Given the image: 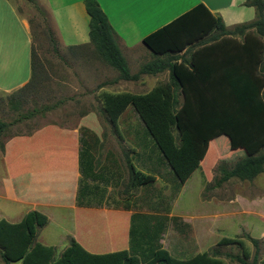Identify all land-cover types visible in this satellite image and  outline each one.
<instances>
[{
  "label": "trees",
  "instance_id": "16d2710c",
  "mask_svg": "<svg viewBox=\"0 0 264 264\" xmlns=\"http://www.w3.org/2000/svg\"><path fill=\"white\" fill-rule=\"evenodd\" d=\"M28 1L47 23L46 10L36 0ZM245 3L253 5L254 17L230 27L225 26L220 16L212 14L199 2L144 35L142 42L150 49L153 57L139 63L136 71L131 73L98 2L83 0L88 15L89 42L99 57L117 70L115 79L133 80L141 73L167 70L165 81L155 83L144 92H101V111L110 122L112 129L120 135L116 123L117 117L128 104L132 106L153 139L160 155L158 158L178 179L175 183L177 187L172 185V189L174 187L176 191L191 171L199 167V156L206 148L207 141L228 128L229 112L232 107L238 105L237 97L245 93L248 95L252 91L254 100L249 104H254L256 99L259 102L264 101V0H245ZM249 28H253L259 39L252 35L245 38V47H243L245 59H243L242 51L232 37H242L244 31ZM47 30L52 41V49L57 51L52 31L48 28ZM225 35L227 37L218 39V42L221 40L228 42L227 46L218 45V63L212 58L215 55L213 47L191 53L194 47L215 41ZM183 48V52L179 54L178 52ZM204 57L210 58L204 59ZM178 58L180 60L176 62ZM30 66L29 79L16 89L23 88L35 74L32 46ZM231 97H233L232 101L229 102ZM244 102L247 104L246 98ZM219 105L224 109L219 108ZM48 108L50 107L43 106L40 112ZM35 112L38 110L32 108L23 113L22 117L28 118ZM10 123L0 120V132ZM2 148L3 142L0 141V149ZM127 151L131 152L132 148L128 147ZM99 156L100 151L94 160V166L99 165ZM123 159L127 172L125 193H122L121 189H117V193L127 196L130 194L128 192L130 187L142 185L144 197L150 196L143 197L144 205L159 208L163 206L160 202L165 201L164 207L168 208L169 201L154 194L152 189L154 174L137 168L126 152ZM263 170L264 148L238 156L231 162L221 159L215 165L216 173L211 185L218 186L231 177L251 179ZM174 189L172 192L175 193ZM139 197L136 196L135 203L138 202ZM142 215L136 213L133 216L140 218ZM141 220L140 218L138 223H134L135 229L142 227ZM169 220L180 232L182 226L187 225L176 215H170ZM46 222V215L34 208L27 210L18 221L0 218V264L13 262L16 264H227L219 257L221 251L218 246L230 242L242 244L237 238L221 236L209 251L196 252L188 257H177L166 248L157 247L149 257L140 260L136 254L129 253L125 248L104 252L88 251L72 236H68L67 244L55 255L54 245L44 244L35 239L37 228ZM247 238L254 246L250 258L246 248H242L240 252L224 254L237 264H264V254L259 256L258 238L250 235H247Z\"/></svg>",
  "mask_w": 264,
  "mask_h": 264
},
{
  "label": "rangeland",
  "instance_id": "374dc122",
  "mask_svg": "<svg viewBox=\"0 0 264 264\" xmlns=\"http://www.w3.org/2000/svg\"><path fill=\"white\" fill-rule=\"evenodd\" d=\"M26 15L32 33L35 74L23 88L0 95V120L11 122L0 132V141L4 142L11 136L30 135L38 129L46 128V133H41L39 138L40 142L45 141L48 145L59 139V134L54 128L64 132L74 131L77 134L76 130L80 131V128L84 129L86 126L87 138L93 141L96 147L98 145L97 151H100L99 165L93 166L92 163L94 172H123L122 182L117 188L121 189L122 193H125L127 176L123 159L125 152L137 168L158 176L152 187L154 194L169 201L168 208L164 207L165 201L160 202L163 206L159 207V212L167 209V213L175 214L187 223L182 226L181 232L169 225L163 235V247L172 255L188 257L196 252L209 251L221 236H228L237 238L242 244L230 242L219 245V257L227 264H237L224 253L240 252L242 248H246L250 258L254 246L247 235L258 238L259 256L263 255L264 170L251 179L231 177L218 186H212L211 182L219 160L231 162L238 156L264 148V101L259 102L256 99L254 104H249L254 100L252 91L249 96L245 93L237 97L240 106L236 105L234 109L230 105L232 108L229 110L228 128L207 141L206 148L199 156V167L190 173L176 191V179L166 173L171 171L158 158L160 155L153 139L132 106L128 104L117 117L120 135L112 129L101 111V92L136 93L147 89L153 79L149 75H139V80L115 79L117 70L99 57L91 43L63 45L48 15L46 23L32 4ZM46 27L52 31L57 51L52 49V41ZM137 67L132 63L128 64L131 71H135ZM166 79L167 71L163 70L158 74L156 82ZM232 98L228 101L231 102ZM245 98L248 105L244 102ZM43 106L50 108L40 112ZM32 108H36L38 112L28 118L22 117L23 113ZM219 108L224 109L220 105ZM128 147L132 148L131 152L127 151ZM104 153L107 155L102 165ZM47 164L48 170H52L54 162H46ZM172 185L175 193L172 192ZM117 189L110 187L109 191L112 196L117 194L120 198L115 208L125 212V216L131 209L145 206L142 203L144 195L141 188L130 187V194L127 196L118 194ZM137 194L140 197L138 202L134 203ZM147 197L150 196L144 198ZM43 209L48 215V221L37 228L35 239L57 244L56 248L59 250L67 242L62 238L64 229L69 225L71 227V224H68V219L56 215L63 208L50 204L44 205Z\"/></svg>",
  "mask_w": 264,
  "mask_h": 264
},
{
  "label": "crops",
  "instance_id": "0c3cea01",
  "mask_svg": "<svg viewBox=\"0 0 264 264\" xmlns=\"http://www.w3.org/2000/svg\"><path fill=\"white\" fill-rule=\"evenodd\" d=\"M36 1L46 10L52 27L63 45L77 46L90 43L87 34L88 15L83 0ZM96 1L106 15L127 67L129 63L138 66L139 63L153 57L150 49L142 42L144 35L199 2L212 14L220 16L227 27L254 17L253 5L246 4L245 0ZM30 9L31 3L28 0H0V95L10 93L30 77L32 33L26 15ZM248 35L259 39L253 28L246 29L242 37H232L236 40V45H239L243 59H245L243 47ZM223 37L227 35L198 45L191 53L213 47L215 55L212 58L218 63V45H228L227 40L218 42V39ZM183 50L184 48L178 53L181 54ZM179 60L180 58L176 59V62ZM160 72L141 73L143 76L149 75L153 81L147 89L136 93L144 92L157 83L156 79ZM140 77L136 80L141 79ZM45 130L46 128L38 129L30 135L11 136L3 142L0 151V218L18 221L27 210L34 208L43 212V206L51 204L63 208L59 211L60 215L58 213L56 215L68 219V224H71V227L69 225L64 229L62 238L68 241L67 236H72L88 251L104 252L125 248L129 253L136 254L140 260H144L155 248L163 247V235L167 227L172 226L169 216L175 214L167 213V209L159 212L160 208L145 205L131 209L125 216V212L115 208L120 198L116 193L115 197L112 196L109 191L110 187H114L115 190L118 188L123 172H117L116 169V172H94L98 145L96 147L93 141L87 138L86 126L84 129L80 128V131L76 130L77 134L74 131L64 132L54 128L59 134V139L48 145L45 141L40 142L39 138L41 133H46ZM106 155L104 153L102 165ZM85 161L89 163L88 166ZM46 162H54L52 170H48ZM195 169L197 168L191 172ZM166 173L173 175L174 178L171 177L178 182L173 172ZM154 176L155 179L158 177ZM138 187L142 192V185ZM136 213L144 216L140 217L142 227L137 228L141 230L134 233L137 229L133 225L140 219L133 216ZM46 217L48 221V215ZM66 244L59 250L56 248L57 244L52 245L58 254Z\"/></svg>",
  "mask_w": 264,
  "mask_h": 264
}]
</instances>
